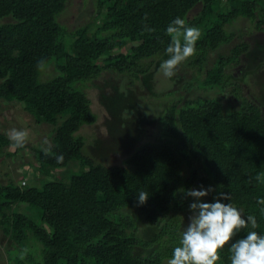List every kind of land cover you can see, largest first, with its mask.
<instances>
[{
  "label": "trees",
  "instance_id": "obj_1",
  "mask_svg": "<svg viewBox=\"0 0 264 264\" xmlns=\"http://www.w3.org/2000/svg\"><path fill=\"white\" fill-rule=\"evenodd\" d=\"M70 1L0 0V104L22 105L18 116L30 115L48 127L47 133L38 132L45 135L40 142H25L15 152L0 131V157L29 149L24 165L37 173L28 183L26 172L19 182L0 181V230L12 246L9 262L167 264L195 202L185 196L193 188L214 189L201 202L231 193V201L222 202L245 218L254 215L255 230L264 235V206L258 204L264 198V106L230 70L248 53L264 55V46L254 49L243 39L253 30L264 33V0H92V20L74 30L60 20ZM176 17L201 33L196 53L179 65L194 74L168 77L180 86L160 89L155 97L168 93L169 99L158 107L146 99L131 105L135 97L142 99L136 87L142 89L144 77L168 58L166 28ZM239 18L249 22L248 32L239 31L231 53L218 54L209 66L211 52L236 36ZM263 69L264 59L252 71ZM106 73L120 80L122 92L124 109L112 112L129 115L134 107L141 112L138 121L154 116L158 128L156 138L144 139L121 164L92 155L81 132L98 120L86 90ZM193 81L203 90L195 98L187 96ZM226 95L239 104L228 106ZM44 147H50L49 155ZM140 191L148 193L143 205L137 204ZM22 205L28 211H19ZM249 230L250 225L241 229L232 242ZM230 244L217 264H230Z\"/></svg>",
  "mask_w": 264,
  "mask_h": 264
},
{
  "label": "rangeland",
  "instance_id": "obj_2",
  "mask_svg": "<svg viewBox=\"0 0 264 264\" xmlns=\"http://www.w3.org/2000/svg\"><path fill=\"white\" fill-rule=\"evenodd\" d=\"M93 1L92 0H71L69 2V6L66 12L60 17V20L63 24L68 26L69 29L74 30L77 27L84 25L85 23L92 20L90 16L91 9H92ZM236 36H234L233 40L230 43H226L221 45L217 50L211 52L208 65H212L215 58L218 54H230L231 49L234 45H236L240 39L239 31H244L245 33L248 32V26H250L248 21H244V18L238 19ZM240 23V24H239ZM236 27V24L234 25ZM240 28V30H238ZM242 34V33H240ZM244 40L252 41L254 49H262L261 46H264V33H259L253 30L250 35H244ZM260 44V45H258ZM252 53V52H251ZM248 53L247 55L242 57V61L233 66L230 70L235 74V76H240L244 79L245 83V90L249 93L255 100L260 102L264 106V71H259L257 73L253 72L252 70L255 68L258 63H260L264 59L263 56H259V58L255 55ZM160 62H157L153 71L148 73L144 79L142 80V89L136 87V95H141L140 97H135L134 100L131 102L133 103L140 102L142 103L144 99L146 102L155 103L158 107L162 100H168L169 96L168 93L161 94V98L155 97V94L160 92V89L166 88L167 90H171L173 88H178L180 84H173L171 85V81L168 77H165L160 72ZM189 67H185L184 69L178 68L176 69L177 74L185 73V76L192 77L194 71H191ZM264 70V69H263ZM250 71L251 73H247L244 75V72ZM185 77V79H186ZM183 78V80H185ZM194 82V81H193ZM192 82V83H193ZM197 82V81H196ZM194 82V86L191 89V93L187 96H192L195 98L203 93V90L197 86L198 84L201 85L200 82ZM120 84V80L114 77V75H110L106 73L104 76L96 79L91 88L86 90L89 98L92 101V108L98 114V120L96 123L91 125H85L81 132L88 137L87 146L88 151L97 157L101 162L105 164H121L122 160L127 157L132 150L138 146L144 139L147 138H156V134L154 133L158 128H156V119L154 116L149 117L147 121L137 120L139 114L141 113L138 110L132 108V112L129 115L126 114V111H122L120 115H115L112 112V109L119 106L120 109H124L122 107L123 101L120 99V95H122L120 89H118V85ZM138 86V85H137ZM184 93V92H182ZM226 95L225 103L229 106L234 105L237 106L239 101L230 95ZM133 99V98H132ZM118 103V104H115ZM136 106V105H135ZM22 108V105H12L7 103L0 104V131H5L7 134L8 132L13 129L25 130L28 133V138L26 140L27 144H37L40 142V139L45 137L47 133L45 127L47 125L35 123L32 120V116L24 115L18 116L17 111ZM157 109V108H156ZM12 110V113H9ZM15 113V116H14ZM11 114V115H9ZM21 115V113H20ZM11 116V117H10ZM20 117H23L22 119ZM112 122H115V126L111 125ZM111 123V124H110ZM31 124V125H30ZM41 127H40V126ZM134 125L137 126L139 130H134ZM42 130V132H41ZM40 132L41 134H39ZM157 132V131H156ZM118 133V134H117ZM11 152H15L16 148L11 147ZM31 150L25 149L24 151H20L15 156L11 157H0V181L6 182L9 179H12L16 182H19V177L23 172L27 173V183L31 182L37 177V173L35 172L34 166L27 167L24 165V161L30 160L29 154ZM36 175V176H35ZM209 198V196H205L200 198L204 200ZM19 211L25 212L28 211L26 207L23 205L18 209ZM31 213V212H30ZM32 214V213H31ZM36 214V215H35ZM191 216V212L185 217L184 227L186 228L187 224L189 223V217ZM34 219H37L38 215L37 212L32 214ZM142 221L141 218H139ZM151 229L148 228L145 230V234H150ZM36 246H40L37 242ZM10 241L3 235L2 231L0 230V264H12L9 262V252L8 248H11Z\"/></svg>",
  "mask_w": 264,
  "mask_h": 264
},
{
  "label": "clouds",
  "instance_id": "obj_3",
  "mask_svg": "<svg viewBox=\"0 0 264 264\" xmlns=\"http://www.w3.org/2000/svg\"><path fill=\"white\" fill-rule=\"evenodd\" d=\"M144 30L152 31L147 26ZM166 34L171 38V42L166 48L168 58L160 64V72L170 78L175 75L182 62L196 53V43L201 33L196 27L186 26L181 17H176L167 26ZM44 63L43 60L38 61V69L43 68ZM8 138L14 147L21 148L25 145L28 133L13 128L8 132ZM43 143L48 145L49 141L45 139ZM42 150L45 155L50 154V147H44ZM63 159V155L56 157L58 163ZM256 179L259 180L260 176ZM212 191V187L186 190L185 196L194 197L195 202L189 205V223L181 235L179 246L173 249L167 264H217L220 251L229 242L230 264H264V235L255 230L258 227L256 217L249 215L245 218L232 203L222 202L231 201L229 192L221 191L214 198V202H201L200 198ZM147 200L148 193L140 191L137 204L143 205ZM258 204L264 206V198H260ZM261 211L264 212V208H261ZM249 225L252 230H249L244 238L232 242L237 233ZM26 254L27 249L20 253V258L23 259Z\"/></svg>",
  "mask_w": 264,
  "mask_h": 264
}]
</instances>
